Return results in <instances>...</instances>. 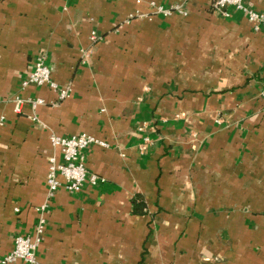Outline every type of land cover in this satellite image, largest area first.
<instances>
[{
    "label": "crops",
    "instance_id": "1",
    "mask_svg": "<svg viewBox=\"0 0 264 264\" xmlns=\"http://www.w3.org/2000/svg\"><path fill=\"white\" fill-rule=\"evenodd\" d=\"M214 2L0 0V258L44 215V264H264V31ZM80 133L104 181L51 196Z\"/></svg>",
    "mask_w": 264,
    "mask_h": 264
},
{
    "label": "built area",
    "instance_id": "2",
    "mask_svg": "<svg viewBox=\"0 0 264 264\" xmlns=\"http://www.w3.org/2000/svg\"><path fill=\"white\" fill-rule=\"evenodd\" d=\"M140 1V0H137ZM214 5L220 9L225 15H228L227 8L233 7L236 10L245 12L248 19L253 23L256 30L264 31V10H257L254 7L245 4L244 0H215ZM157 10L169 14L170 9L162 5L157 6ZM92 38H96V34H92ZM29 84L44 85L49 84L58 91L59 98L69 95V87L59 86L51 77V70L46 64L44 56L39 55L29 76L23 80L22 85ZM21 98H17L16 109H20ZM44 103V99L37 97L32 99L33 106ZM37 117L34 116L33 119ZM51 143L58 148L61 157L52 155L49 158V168L47 173V186L51 196L60 188L68 191H79L86 183L96 185L103 182L104 178L96 173L89 172L86 165L85 150L93 144L108 146L106 141L87 133L74 134L71 136H61L52 134ZM45 204L37 209H44ZM47 219L43 215L35 224L33 234H17L14 238L13 249L0 258V264H11L18 260L24 261L26 264H44L37 257V249L42 241V237L46 230Z\"/></svg>",
    "mask_w": 264,
    "mask_h": 264
},
{
    "label": "trees",
    "instance_id": "3",
    "mask_svg": "<svg viewBox=\"0 0 264 264\" xmlns=\"http://www.w3.org/2000/svg\"><path fill=\"white\" fill-rule=\"evenodd\" d=\"M134 207L137 211H142L144 209V203L143 202H136V198H133Z\"/></svg>",
    "mask_w": 264,
    "mask_h": 264
}]
</instances>
